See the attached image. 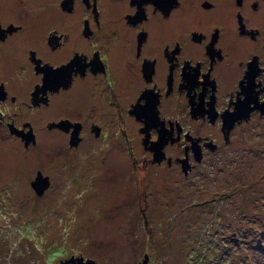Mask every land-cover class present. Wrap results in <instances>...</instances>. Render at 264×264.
<instances>
[{
  "label": "flooded vegetation",
  "instance_id": "1",
  "mask_svg": "<svg viewBox=\"0 0 264 264\" xmlns=\"http://www.w3.org/2000/svg\"><path fill=\"white\" fill-rule=\"evenodd\" d=\"M263 122L264 0H0V220L19 247L6 204L35 224L53 181L110 185L151 238L149 202L220 170ZM89 203L82 219L102 217Z\"/></svg>",
  "mask_w": 264,
  "mask_h": 264
},
{
  "label": "rangeland",
  "instance_id": "2",
  "mask_svg": "<svg viewBox=\"0 0 264 264\" xmlns=\"http://www.w3.org/2000/svg\"><path fill=\"white\" fill-rule=\"evenodd\" d=\"M262 125L256 135L239 140L220 170L200 181L181 183L177 195L166 202H149L156 211L148 217L155 230L151 238L132 202L110 196V185L104 183L97 184L96 194L95 186L83 192V186L55 187L53 181L54 189L48 191L53 204L35 224L11 207V197L6 217L22 233L24 245L18 246L19 235L7 232L1 219L0 264H58L70 255L90 257L98 264H136L144 252L151 254L152 264H196L199 257L201 264H264ZM93 194L100 201H92ZM72 199L80 206L76 214L64 208ZM87 202L103 209L102 219L94 215L87 216L86 222L82 219Z\"/></svg>",
  "mask_w": 264,
  "mask_h": 264
},
{
  "label": "water",
  "instance_id": "3",
  "mask_svg": "<svg viewBox=\"0 0 264 264\" xmlns=\"http://www.w3.org/2000/svg\"><path fill=\"white\" fill-rule=\"evenodd\" d=\"M47 187H48L47 177H42L41 174H38V176L32 182V188L35 191V193L37 195H42ZM60 264H97V262L91 258H86L84 260L82 256H77V257L70 256L69 258L62 260ZM139 264H150L148 254L144 255L142 262H140Z\"/></svg>",
  "mask_w": 264,
  "mask_h": 264
},
{
  "label": "trees",
  "instance_id": "4",
  "mask_svg": "<svg viewBox=\"0 0 264 264\" xmlns=\"http://www.w3.org/2000/svg\"><path fill=\"white\" fill-rule=\"evenodd\" d=\"M50 252H51V251H50ZM145 253H147V252H145ZM147 254H148V253H147ZM200 254H201V253H200ZM148 256H149V254H148ZM149 257H150L149 263L152 264V263H153V262H152V261H153V260H152V256L150 255ZM199 259H200V260H198V263H196V264H201L200 261H201L202 259H201L200 257H199Z\"/></svg>",
  "mask_w": 264,
  "mask_h": 264
},
{
  "label": "snow or ice",
  "instance_id": "5",
  "mask_svg": "<svg viewBox=\"0 0 264 264\" xmlns=\"http://www.w3.org/2000/svg\"><path fill=\"white\" fill-rule=\"evenodd\" d=\"M56 75V73H53V76H55Z\"/></svg>",
  "mask_w": 264,
  "mask_h": 264
}]
</instances>
